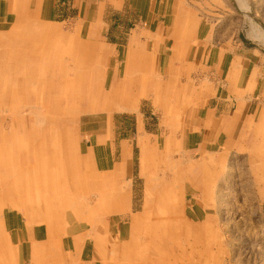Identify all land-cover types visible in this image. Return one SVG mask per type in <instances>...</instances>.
<instances>
[{"label": "rangeland", "instance_id": "1", "mask_svg": "<svg viewBox=\"0 0 264 264\" xmlns=\"http://www.w3.org/2000/svg\"><path fill=\"white\" fill-rule=\"evenodd\" d=\"M161 1L44 0L45 6L55 7V12L44 16L35 15L33 18L39 19L40 23L57 27L56 30L67 34L70 39L86 26V30L81 31L84 33L82 35L88 37V40L99 42V46L94 44L87 47L88 61L84 63L86 65H80L82 68L79 70L84 71L83 76L92 72L99 73L100 79H79V83L76 80L66 90L54 88L53 91L40 93L39 97L37 92L29 89L23 94L24 105L19 113L26 114L28 110L25 108L35 106L38 109L47 108V111L54 112V116L59 119H72L69 130L73 131L71 140L74 142V155L82 160L86 158L91 168H94L93 171L99 174L103 167L120 169V180L129 187L134 214L140 211L146 189L152 185L146 180L151 177H167L170 180L171 175L166 173L164 165L173 163L179 171L176 186L181 192L184 217L196 224L204 222L208 217L212 218L216 237L212 243L208 242L212 246L210 252L212 251L213 263L264 264V162L251 157L258 149L260 154H264V138L253 135L254 129L259 127L257 124L264 120V0H215L213 5L219 10L215 17L217 29L210 31V41L214 44L201 47L199 56L196 55L195 58H192L194 56L191 50L190 61L199 57L202 62L197 63V66L195 63H185L183 70L186 77L181 80V85H184L183 94H178L180 89L177 92L176 88L168 86L167 92L155 99L150 93L154 84L146 79V73L140 79H124L122 76L126 65L124 61L127 59L126 47L131 38H144V30L149 29L151 35L167 39V29L164 28V31L161 26L165 21L164 17L155 14L151 24L149 15L147 23L142 19L146 11L154 8L155 11L160 10ZM185 2L189 5L198 4V0ZM200 6H206V2L200 3ZM14 18V15L0 14V29L3 33L10 31L13 26L10 22ZM85 19L88 23L83 25ZM94 26L98 27V31ZM89 27L93 29L90 30ZM114 45L120 48L114 49ZM100 47H105L104 51L107 48L111 57L112 54L118 56L119 62H116L117 59L114 62L103 61L95 51ZM155 50L159 56L156 67L165 68V56H169L171 50L165 43ZM135 66L138 68V64ZM75 67L72 65V69ZM116 70H119L120 75L116 82L126 89L123 97L127 96L131 100L128 105L130 112L119 108L117 101L113 103V111L106 107L101 109L112 88V76ZM142 72L143 70L140 73ZM205 76L210 77L211 87L218 90L216 99H222L219 103L209 101L208 96H201L197 100L195 92L203 89V84L197 82V79ZM59 80L56 79V86L60 84ZM100 82H104L101 84L105 86L97 97ZM72 86H79L73 89L74 102L66 98L71 96L69 93ZM227 91L243 93L242 100H238L241 95L237 97V93L228 100ZM216 105L219 108L213 116L212 109ZM10 114L9 110L0 109V126L7 132L16 127V122L7 116ZM208 116L209 120L220 123V127H210L207 124ZM226 120L231 124L226 126ZM24 122L27 125L33 124V118L27 117ZM46 139L47 144L48 137ZM65 156L68 159L72 154ZM27 160L31 161L29 158ZM203 167H207L210 173L207 175L211 191L205 185L208 194L202 189L203 186L199 188L193 181H187L201 175ZM24 205L27 206V211L30 210L29 202L26 201ZM12 212L13 210H8L7 213ZM126 223L127 220L119 219L115 227H121L120 235L123 240L127 239L123 237L127 233ZM18 227L20 230L26 229L21 221ZM45 233V228H36L38 242L44 240ZM9 234L11 235L10 232ZM13 236V249L22 247L19 251L22 252L23 264H30L31 241L18 238L15 232ZM68 243L69 241H64L66 252L70 253V247L66 246ZM203 247L198 246L203 254L202 258L191 264L208 263ZM83 254L85 258L90 254L89 245Z\"/></svg>", "mask_w": 264, "mask_h": 264}, {"label": "bare ground", "instance_id": "2", "mask_svg": "<svg viewBox=\"0 0 264 264\" xmlns=\"http://www.w3.org/2000/svg\"><path fill=\"white\" fill-rule=\"evenodd\" d=\"M13 15L10 31L0 29V109L9 110L7 116L16 122L11 132L0 126V264L24 262L19 251L22 247L13 249L11 215H16L27 230L23 238L31 241L30 264H191L203 256L198 246H204L207 262L213 263L209 242L215 240L216 232L212 218L205 217L196 224L184 217L176 186L179 171L173 163L163 164L170 180H146L152 185L146 189L140 211L134 214L120 169L103 167L99 174L86 158L74 155L73 131L69 130L72 119H59L47 108L35 106L25 108L26 114L19 113L24 102L21 106L18 95L23 91L32 89L39 97L44 91H62L76 80L79 83V68L87 61L90 44L69 42L79 40L80 32L70 39L55 27L32 19L33 15ZM70 72L73 78L68 77ZM57 78L61 82L56 86ZM78 87L72 86L67 100L75 101L72 93ZM121 98L111 89L101 109L113 111V103L121 102ZM26 116L33 118V124L24 122ZM65 154H72L73 161ZM202 176L187 181L203 186V190L206 185L211 191L206 174ZM26 201L31 205L28 211ZM119 219L127 220L126 240L120 235L121 227L115 229ZM37 227L46 230L43 241L34 238ZM65 240L69 241L66 246L70 253L66 252ZM88 245L90 254L85 258L83 251Z\"/></svg>", "mask_w": 264, "mask_h": 264}, {"label": "crops", "instance_id": "3", "mask_svg": "<svg viewBox=\"0 0 264 264\" xmlns=\"http://www.w3.org/2000/svg\"><path fill=\"white\" fill-rule=\"evenodd\" d=\"M54 1V0H53ZM205 3L206 2V6H200V3ZM215 0H198V4H192L189 5L188 3L185 2V0H181V2L179 0H162L160 2V10L155 11L156 8H154L153 10H148L146 11V13H144L142 15V19H144L145 23H147L148 18H150V24L153 22L155 14L158 16H162L165 18V21H163L161 24L163 30L164 28L167 29L164 30L168 33L167 35V41L165 39L160 38L158 35V37L155 35H151V31L148 30H144V38H138L136 39V37L131 38L130 41L127 44L126 47V51H127V59L124 61L126 62L125 64V70H124V74L122 76V78L124 79H130V78H141L143 77V74L146 73L145 77L146 79L152 81V84H154V86H152V91H150L152 97H154L155 99L157 97H160L161 94L163 92H167L168 86L174 87L176 88V91L178 92V89H180V91L178 92V94L180 95L183 94V87L184 85H181V80L186 77V74L184 73L183 67L186 64L189 63H195V65L197 63L202 62V59L198 57L197 60H193L190 61V57L192 56V52L193 51V56L192 58H195L196 55L199 56V52L201 50V47H208V46H212L214 44V42L210 41V39L212 38L210 36V31L212 30H216L217 27L215 26V22H216V12H219V10L215 9L214 4ZM0 14H4V15H13V14H18L22 17L25 16H37V15H43L44 14H52L53 12H55V7L54 6H49L46 5L45 6V2L44 0H0ZM172 5V6H171ZM171 7V8H169ZM48 8V10H47ZM46 9V10H45ZM150 16L147 18V16ZM226 15V14H224ZM33 18V17H32ZM35 18V17H34ZM33 18V19H34ZM37 19V18H36ZM39 20V19H37ZM225 21V19H224ZM97 22V21H96ZM88 23L86 21V19L83 21V25ZM51 25V24H50ZM91 25V24H90ZM165 25V26H164ZM192 25V26H190ZM53 26V25H51ZM54 27V26H53ZM95 27V26H94ZM57 28V27H55ZM85 29L86 30V26L82 27V29L79 30L81 38L79 40H69L70 43L79 45L80 43H86L90 44V45H94L96 44L97 46H99V42L98 41H94L92 39L88 40V37L85 38L84 33H81V31ZM88 29L92 30L93 27H89ZM95 29L98 31V27L96 26ZM67 35V34H66ZM85 39V40H84ZM143 39V40H142ZM165 43V46H168L169 49L171 50V54L169 56H165L166 60V66L165 68H160L158 69L156 67V62L159 59L158 56V52H156L157 50L156 47H163ZM199 47V49H198ZM115 48H120V47H116L114 45V49ZM198 50H197V49ZM105 47H100V49L96 50L97 55H99L100 57L103 58V61H110L112 60L113 62L117 59L116 62H119L118 60V56H114L112 54L109 53V51H107L108 49L106 48V50L104 51ZM151 49V50H150ZM118 50H114V52H117ZM155 52V53H154ZM107 53V54H106ZM196 53V54H195ZM86 55V54H85ZM110 55V56H109ZM87 59V56H86ZM66 60H68V58L66 57ZM70 60V59H69ZM88 61V59H87ZM189 62V63H188ZM138 64V68H136ZM141 64V66H140ZM86 65V64H85ZM197 66V65H196ZM137 69H141L143 70L142 73L141 70L136 73L135 70ZM84 71L81 70V78L82 79H89V78H99L100 79V74L96 73L93 74V72L89 75L87 73V75H82ZM72 78L74 77V74L72 72H70ZM95 75V76H94ZM10 76H18V74H12ZM9 76V77H10ZM89 76V77H88ZM140 76V77H139ZM119 70H116L114 72V75L112 76L113 81H112V85H111V89L113 91H117L119 94L122 95L121 98V102H118V106L119 108H122L123 110L130 112L128 109V105H130L131 100H129L126 97H123L124 94L126 93V89L125 86H120V83L116 82V78H119ZM234 77V76H233ZM231 78V77H229ZM6 79V78H5ZM98 79V80H99ZM169 79L171 80L169 82ZM166 80V81H164ZM197 82H201L203 84V89L200 88V92L197 91L195 92L197 100L201 98V96H208L210 97L209 101H218L217 103H219L222 99H216V95L218 94V90L215 91V89H213L211 87V83H210V77L209 76H205L204 78L201 79H197ZM165 82V84H164ZM104 82H100V85L97 89V94L100 92L104 91V86L102 85ZM151 84V85H152ZM208 87V89H204L205 87ZM54 89V88H53ZM52 89V91H53ZM110 89V90H111ZM29 90V89H28ZM32 90V89H30ZM202 90V92H201ZM27 91V90H25ZM23 91L21 94H19V100H20V105H21V101L23 98ZM33 91V90H32ZM49 91V90H47ZM51 91V90H50ZM49 91V92H50ZM235 93H237V91H227L226 92V96L228 97V100H231V96L234 95ZM237 97L239 95H241L238 100L241 101L242 100V96L243 93H237L236 94ZM120 96V95H118ZM221 96H224L223 94ZM226 97V98H227ZM224 101V100H223ZM122 104V105H121ZM22 106V105H21ZM217 107L213 108V116L216 114L215 112L218 111V105H216ZM104 108V107H103ZM227 108V107H226ZM225 109V108H224ZM212 116V115H211ZM263 119H264V114H263ZM219 122H221L220 120H218ZM261 123H258L257 125L259 126L258 128H255L253 131V135L258 138L259 136L264 138V120H260ZM207 124L210 127L216 128V127H220V123H218L216 120L210 119L209 120V116H208V122ZM231 123H229L228 120H226L225 125L228 126ZM247 125H252L251 123H247ZM231 127V126H229ZM252 127V126H251ZM261 128V129H260ZM229 141H231L229 139ZM264 150V148L262 149ZM113 153V152H112ZM164 156H162L163 158ZM251 157H254L256 160H258L259 162H264L262 160H264V154H260L259 149L257 150L256 154H251ZM97 166H99V162H97ZM166 171V170H165ZM263 172V171H262ZM119 173V172H118ZM167 173V171H166ZM206 174L207 176V184L209 186H211L209 184L208 181V175L210 174L207 167H203V172L201 173V175H198L196 180L199 177H203L202 175ZM208 174V175H207ZM13 218V221L11 222V229L13 232H15V235L21 238L24 237V231L25 230H20L18 227V224L20 223L19 218L15 215H11ZM17 218V219H16ZM15 219V220H14ZM212 225L214 226V223L212 221ZM39 230V229H38ZM20 233V235H19ZM35 235V233H33ZM34 238L36 239V236H34ZM37 240V239H36Z\"/></svg>", "mask_w": 264, "mask_h": 264}]
</instances>
